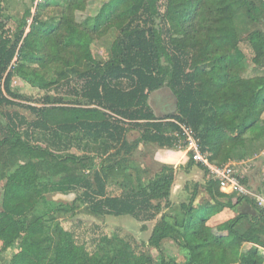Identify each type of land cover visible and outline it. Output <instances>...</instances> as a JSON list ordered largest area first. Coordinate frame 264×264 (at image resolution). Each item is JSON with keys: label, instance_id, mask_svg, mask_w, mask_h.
<instances>
[{"label": "trees", "instance_id": "trees-1", "mask_svg": "<svg viewBox=\"0 0 264 264\" xmlns=\"http://www.w3.org/2000/svg\"><path fill=\"white\" fill-rule=\"evenodd\" d=\"M89 1L44 0L33 11L30 0L10 33L1 21L8 0H0V257L18 249L9 264H264V211L254 199L221 193L190 153L185 169L197 165L207 173L208 200L195 205L197 183L188 203L164 208L174 166L150 177L131 161L141 144L185 148L182 127L215 166L264 149V1L102 0L94 17L78 21ZM56 7L58 17L48 19ZM242 33L254 54L251 66ZM102 34L110 37L106 58L91 50ZM15 79L45 92L66 87L69 95H46L33 106ZM164 88L177 105L159 117L150 97ZM132 131L140 137L130 143ZM109 185L120 194L109 195ZM50 193L77 197L62 203ZM81 209L142 223L160 216L149 242L158 256H145L118 235L90 252L62 225ZM227 209L235 216L211 227ZM167 240L183 262L166 258Z\"/></svg>", "mask_w": 264, "mask_h": 264}, {"label": "rangeland", "instance_id": "rangeland-1", "mask_svg": "<svg viewBox=\"0 0 264 264\" xmlns=\"http://www.w3.org/2000/svg\"><path fill=\"white\" fill-rule=\"evenodd\" d=\"M29 3L30 0H8V2L6 3V12L3 16L8 19H1V21L3 20L4 22H6L5 29L8 30V32L12 33L16 30L17 21L21 19ZM102 3V0H91L87 2L86 9L80 13H77V20L82 21L83 18L94 17L99 12ZM58 13V7L52 8L47 12L46 17L48 19H52L54 17H58ZM30 23L31 19L29 20V25ZM238 24L240 31L242 29L243 32H245L246 29H248L247 22L244 19L240 18ZM259 28L264 31V23H262ZM29 31V28H27L26 33L28 34ZM241 35V38L243 39L241 42V49L247 55V59L251 66V59L254 57V54L249 44L245 40L246 36L244 35V33H242ZM109 38V35L106 34L95 37V40L92 43L91 47V50L95 57L106 58L107 49L109 47ZM249 74L256 75L252 67L250 68ZM13 85L17 90L21 92V94L28 98L29 104L33 106H41L40 101L46 95H50L56 98H58L59 96L64 97L69 95L68 89L66 87H64L63 89H52L49 92H45L31 89L18 79H15ZM160 91L164 92L166 95L169 94L172 96V92L168 88H164ZM170 98L173 99V97H166L161 95L155 96V93H153L151 95L153 109H156V111L161 110V112H164L166 114L173 113L176 109L175 101L171 102ZM139 137L140 133L136 131H132L128 134V140L130 143L137 140ZM181 148L162 149L155 145L141 144L139 149L136 150L131 157L132 163L142 166L143 169H146L149 172L148 176L151 177L160 170V168L165 164L164 162L169 160L167 158L170 152H178L179 159L177 160V162L169 161L172 162L175 168V173L174 181L172 183L168 199L163 203L164 208L169 201L175 207H178L182 203H188L194 193L195 185L197 183L202 187L199 189V191H197L198 197L195 201V205H202L208 200V195L203 190V185L206 184L208 180L207 173L197 165L190 169H185L190 159L189 144H186L185 148ZM250 148L252 150L253 147L250 146ZM71 152L80 153L75 149H72ZM241 162L244 163L241 164ZM228 164L237 165L236 167L239 170V174L240 176L244 177L243 181L246 182L245 186L248 188V190L259 195H264V149H262V151L259 153H253V155L243 161H234ZM3 186L4 182L0 181V211L2 204ZM108 194L116 196L120 194V192L115 186L109 185ZM47 197L50 200L71 204L76 199L77 195L73 193H50ZM77 205H79V207L81 206L80 203H77ZM234 216L235 213L227 209L219 215L215 216L210 221V226L215 229L220 224L233 218ZM159 218L160 216L156 220L148 223L139 222L130 216H106L97 218L95 216L89 215L83 209H81L74 217L62 221V225L65 229L75 230L78 234V241L82 244H85L90 252L97 250V246L100 244L103 238H113L114 236L118 235L121 238L131 242L135 249L139 252L143 251L145 256L149 254L148 252H150L154 257H157L158 252L149 247V242L153 231L159 221ZM144 225L147 226V231H144L142 229ZM163 250L168 260L175 259L179 262L184 261V257L179 252L178 246L172 241H165L163 243ZM17 251L18 249H10L7 253L2 254L0 257V264H9L12 255Z\"/></svg>", "mask_w": 264, "mask_h": 264}, {"label": "built area", "instance_id": "built-area-1", "mask_svg": "<svg viewBox=\"0 0 264 264\" xmlns=\"http://www.w3.org/2000/svg\"><path fill=\"white\" fill-rule=\"evenodd\" d=\"M44 0H34V8ZM186 135L185 142L189 144V151L193 155L194 161L205 166L210 174L219 182L220 192L226 195L239 194L250 196L255 199L258 206L264 211V195L256 194L243 184V176H240L237 165L226 164L223 166H215L211 164L200 150L198 140L194 137L191 130L182 127Z\"/></svg>", "mask_w": 264, "mask_h": 264}, {"label": "crops", "instance_id": "crops-1", "mask_svg": "<svg viewBox=\"0 0 264 264\" xmlns=\"http://www.w3.org/2000/svg\"><path fill=\"white\" fill-rule=\"evenodd\" d=\"M162 94H164V95H162ZM166 96V97H173V99L172 98H170V100H171V102H174V100H175V97L173 96V94H172V96L171 95H166L164 92H161V91H158V92H156L155 93V96ZM158 98V97H157ZM150 104H151V106H152V101H151V97H150ZM175 107H176V104H175ZM155 110V112H156V114H158V116L159 117H163V116H165V115H167L166 113H164V112H161V110H158V111H156V109H154ZM158 112V113H157ZM160 113V114H159ZM163 115H162V114ZM171 154V155H170ZM170 154H168V158L167 159H169L168 161H166V162H164L165 164H171V165H173L172 164V162H177V160L179 159L178 157H179V155H178V152H170ZM169 161H172V162H169ZM181 163V162H180ZM244 162H241V164H243ZM182 165V164H181Z\"/></svg>", "mask_w": 264, "mask_h": 264}, {"label": "water", "instance_id": "water-1", "mask_svg": "<svg viewBox=\"0 0 264 264\" xmlns=\"http://www.w3.org/2000/svg\"><path fill=\"white\" fill-rule=\"evenodd\" d=\"M264 1V0H263ZM175 101V104L177 105V101H176V99L174 100Z\"/></svg>", "mask_w": 264, "mask_h": 264}]
</instances>
